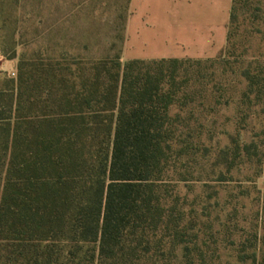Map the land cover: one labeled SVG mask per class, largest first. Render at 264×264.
Listing matches in <instances>:
<instances>
[{
    "label": "trees",
    "instance_id": "trees-1",
    "mask_svg": "<svg viewBox=\"0 0 264 264\" xmlns=\"http://www.w3.org/2000/svg\"><path fill=\"white\" fill-rule=\"evenodd\" d=\"M240 9L264 23V0H233L227 45ZM186 61L205 60L116 57L77 70L71 83L55 71L30 76L21 62L17 79L4 78L0 259L209 264L186 245L195 224L172 184L188 180L178 167L189 155L184 120L171 114L187 99ZM243 76L252 91L257 78ZM256 254L250 264H264Z\"/></svg>",
    "mask_w": 264,
    "mask_h": 264
},
{
    "label": "rangeland",
    "instance_id": "rangeland-1",
    "mask_svg": "<svg viewBox=\"0 0 264 264\" xmlns=\"http://www.w3.org/2000/svg\"><path fill=\"white\" fill-rule=\"evenodd\" d=\"M130 14L131 0H0V84L17 79L21 62L30 76L55 71L69 83L91 63H128ZM237 15L219 57L184 62L187 99L171 111L189 152L178 165L188 180L172 183L195 224L186 245L209 264H250L255 250L264 258V23Z\"/></svg>",
    "mask_w": 264,
    "mask_h": 264
},
{
    "label": "crops",
    "instance_id": "crops-1",
    "mask_svg": "<svg viewBox=\"0 0 264 264\" xmlns=\"http://www.w3.org/2000/svg\"><path fill=\"white\" fill-rule=\"evenodd\" d=\"M233 0H131L132 53L125 61L219 57L227 46Z\"/></svg>",
    "mask_w": 264,
    "mask_h": 264
}]
</instances>
